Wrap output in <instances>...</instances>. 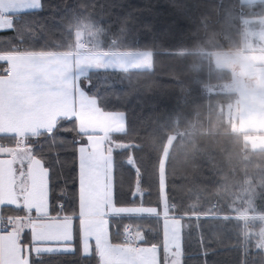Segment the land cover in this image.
<instances>
[{"label": "trees", "instance_id": "1", "mask_svg": "<svg viewBox=\"0 0 264 264\" xmlns=\"http://www.w3.org/2000/svg\"><path fill=\"white\" fill-rule=\"evenodd\" d=\"M255 4L240 0H42L40 10L39 0L38 7L11 14L10 26L0 31V51H14L17 43L27 50L71 49L75 40L68 26L73 21L67 11L69 7H75L76 11L81 7L84 15L92 16L95 23L102 25L105 36L114 39L120 49L150 50V67L89 70L82 77L81 85L96 98L102 109L123 112L124 130L110 133L115 140L128 143L115 149V204L158 205L156 166L160 145L171 131V125L162 124L167 120L171 122L176 115L166 113L159 119V114L165 112L184 90L192 95L188 106L199 111L204 100L216 95L215 92L206 94L201 85L208 80H217L213 69L218 76L225 74L228 77L227 70L219 71L208 62L205 67L192 71L190 66L188 68L190 54H193L191 48L205 51L229 48L231 42L234 45L237 11L244 12ZM179 45L184 47L182 55L174 50ZM210 67L213 69L208 72ZM193 75L198 77L197 81L192 79ZM205 105L212 106L207 102ZM201 115L197 114L194 122L201 121ZM208 117L213 129L198 131L195 143L181 147L176 145L180 139L177 135L166 153L163 168L164 193L174 205L172 212L177 213L182 223L180 264H264L263 249L254 246L259 219L264 220V216H236L237 212L225 208L227 203L243 207L240 197H235L236 193L240 195L241 172L264 175V149L248 146L242 138L247 130H232L221 121H215V116L208 114ZM156 122H161V130ZM79 136L83 134L77 130L73 117H59L50 130L23 136L24 142L31 146L32 154L44 165H50L53 154L61 152L60 165L53 168V182L62 180L64 183L53 188V192L64 195H53L50 212L56 210L61 200L66 203L59 208L60 213L75 214L77 211L75 193L71 191L75 178L72 171L75 157L71 150L72 141ZM15 138L0 134V141L11 142ZM128 155L134 158V165H139L140 171L135 175L132 168L121 163ZM220 175H225L226 183L223 180L222 189L225 193L231 192L229 195L218 194ZM249 180L253 184L252 191L257 194L253 200L254 208L239 213H264V176L254 174ZM135 184L143 191L141 199L136 195L130 199ZM252 228L255 232L250 231ZM126 229L139 232L140 243L155 245L159 264H162L159 216L120 214L110 217V241H121ZM73 235L74 253L60 256L29 253L28 264H97L93 247L89 253H81L77 224L73 225ZM26 240L27 230H24L21 242ZM41 256L43 259L39 258Z\"/></svg>", "mask_w": 264, "mask_h": 264}, {"label": "crops", "instance_id": "2", "mask_svg": "<svg viewBox=\"0 0 264 264\" xmlns=\"http://www.w3.org/2000/svg\"><path fill=\"white\" fill-rule=\"evenodd\" d=\"M240 1L261 6L260 15L254 21L261 25L264 34V0ZM38 5L39 0H0V28L10 26L13 12ZM246 40H249L246 45L235 48L238 64L234 59L227 66L230 71L235 67L234 74L240 76L233 78L235 114H240L239 130L264 131V116L258 115L264 114V45L255 43L251 33ZM78 41L67 51L27 50L19 48L20 43L14 51H0V68L8 67L6 72L0 70V134L17 137L11 142L0 141V264H28L29 253L69 247L75 224L79 229L81 253H89L93 247L97 264H159L156 246L140 243L139 232L133 233L138 243L136 249L125 240L110 241V217L120 214L159 216L162 264H180V220L170 208L162 209L164 199L159 206L118 205L109 197L107 202L86 200L75 214H62L58 208L49 211L42 162L32 154L23 136L50 130L59 117L75 116L76 128L84 135L82 144H89L97 153L110 155V150L120 148V142L110 144L106 135L125 128L122 111L99 108L95 98L82 87V77L95 69L82 66L83 54L92 51L77 50ZM236 216H264V213ZM24 230H27V240L22 243ZM171 254H176L175 260Z\"/></svg>", "mask_w": 264, "mask_h": 264}, {"label": "rangeland", "instance_id": "3", "mask_svg": "<svg viewBox=\"0 0 264 264\" xmlns=\"http://www.w3.org/2000/svg\"><path fill=\"white\" fill-rule=\"evenodd\" d=\"M260 7L261 6L250 7L244 12L241 10L237 11V16H236L237 23L235 26L237 37L234 41V45H233V42H231V47L220 48V49L211 48L205 51L197 50L196 48H191L193 50V54H190L191 61L188 64V68L191 67L192 71H194L196 68L198 70L199 67L200 68L205 67L208 64V62L211 64L212 67L217 68L219 71H221L222 69L227 70L228 77L225 74H220L218 76L212 67L208 69V72L213 69L214 76L215 78H217V80L215 81L208 80L207 83L202 84L201 87L206 94L215 92L216 95H212V97H209L206 100H204L201 105V110L199 111L196 107L194 108V106L193 107L188 106L192 102V95L185 93V90H184L183 92L180 93V96L177 99H175L174 103L168 105L165 112H163L162 114H159V119H162L164 114L166 113L176 114L171 119V122L170 120H167V121H164L162 124L163 126L171 125L170 126L171 131L163 139L162 144L160 145L161 147H160V152H159V158H158V162L156 166L157 174H158L157 175L158 203L160 204L162 199H164L163 201L164 205L162 206L163 210H166V209L168 210L169 208L171 212L174 210V205L172 204L171 201L167 199L164 193L163 168H164L166 153L168 149L172 146V143H174L176 136L180 135V139L177 140V143H176L178 147H181L183 144L190 143V142L195 143L194 139L198 131L202 132L205 129L207 130L213 129L212 121H210L208 114L211 115L212 117L215 116L216 118L215 121H221L222 123L226 124L230 129L239 130L238 126H239V118H240L239 115L240 114H235L236 112V103H235L236 81L233 80V78L239 79L240 76L238 74L236 76L233 72V70H235V67H234L235 65L233 66L234 68H232L231 71L228 69L229 67L228 65H230L234 59H235L236 64H238V59H236L237 55L235 53L237 49L235 48H238L239 46H243L247 44L249 40H246V36L249 33L253 35L254 40L256 41L255 43L264 45V42H263L264 34H263L262 29L260 28L261 25L254 21V19L260 15L258 14L259 12L258 9L261 10ZM78 9L79 10L76 11L75 7L67 8V11L69 12V17L73 19V21H71L72 23L68 24V26L71 27L70 28L72 31L71 34L72 36H74V40L78 39L80 41V43L78 44L77 50L88 49L92 51V53L90 54H83L82 66H84L85 69L91 68V69L101 71L104 69V67H108L110 69L114 67H120L117 69H121V70L147 68L146 66L150 67V63H151V51L150 50L138 49V48L120 49L114 39L105 36L102 30L101 24L95 23V20L93 19V17L88 15V13L84 15L80 11L81 7H79ZM180 46L181 45L175 47L174 50L177 54L182 55L185 51H183L184 47L181 46L182 48H180ZM61 51H67V50H61ZM117 51H119L120 53H115ZM195 51L197 52L195 53ZM103 52H108V54L103 53ZM188 53H191V52H188ZM80 60H81V57H80ZM192 79L197 81L198 77L196 75H193ZM92 97L95 98L94 96ZM219 98L221 99L220 102L217 101V99ZM205 102H207V105L210 104L212 106H206ZM96 104H97V101H96ZM185 105H187L188 107H184ZM97 106L102 109V107H100L98 104ZM197 114H202L200 117L201 121L194 122L195 120L194 117H196ZM258 115L264 116V114H258ZM70 117H73L75 119V125H76L75 116H70ZM156 124L158 125L157 128H160L161 130L162 128L161 122L160 123L156 122ZM208 124H210V127L205 128ZM242 138L248 144V146L251 147L252 149H257V148L264 149V131L262 130L255 131V129L247 130L242 136ZM76 140H80L81 143L84 142V135L81 137L79 136ZM106 141L110 144L114 141L120 142L119 143L120 148L128 145L127 142L115 140L114 138L110 136V134L106 135ZM127 159H132V156L128 155ZM254 174L257 177L264 176V175H259L257 172H254L250 175L248 173L249 176L247 175V173L244 174L243 172H241L240 180L241 181L243 180V181L241 182L240 195L236 193L235 197L236 198L240 197V199L242 200L243 207H238L239 205L237 204L233 205L231 203H227L225 207L230 212H237L235 215L240 214L239 212H242V211L246 212L248 209L254 208L253 200H255V198L257 197V194L254 190L252 191L251 188H253V184L249 180L250 176ZM219 178H221L220 179L221 182H220V188H219L218 194H220V196L223 194L229 195L231 192L225 193L226 190H224V188L222 189L223 180L226 183L225 175L223 176L220 175ZM142 192L143 191L139 188L137 184L133 185V189L131 192L133 196L136 195L138 199H141ZM159 204L156 206H159ZM244 221L245 220H243V222ZM259 223L260 225L258 226V229H257V235L255 238L254 246H258L262 248L264 251V220L259 219ZM179 224H180V247H181V225L182 223L180 222ZM250 231L255 232V229L252 228ZM132 233L135 234L136 232L132 231ZM245 233L247 232L245 231ZM175 257H176V254H171V259L175 260L176 259Z\"/></svg>", "mask_w": 264, "mask_h": 264}, {"label": "snow or ice", "instance_id": "4", "mask_svg": "<svg viewBox=\"0 0 264 264\" xmlns=\"http://www.w3.org/2000/svg\"><path fill=\"white\" fill-rule=\"evenodd\" d=\"M42 10V0L41 9ZM6 29L0 28V31ZM11 30V29H7ZM72 154L75 157V163L73 164L72 171L75 173V178L72 182L71 191L75 193V203L77 209L86 200L102 199L107 202L108 198H111V202L115 204L116 201V155L117 150H110V155L105 154L102 151L97 153L91 149V146L86 143H81L80 140L72 141ZM61 152L53 154L54 158L50 165L42 164V177L46 190V196L49 204L53 203V195H59L63 197L64 193H54L53 188L57 187L58 184L64 183L62 180L53 182V168L60 165L59 157ZM132 168L133 174L139 172V165H134L133 159H125L121 162ZM57 175H62L58 173ZM69 188V186H67ZM130 199L135 198L132 193L129 194ZM66 203L65 200H61L57 203V208H62ZM69 247L59 250H46L45 255L48 256H60L69 255L75 252V236L70 238ZM43 259V256L39 257Z\"/></svg>", "mask_w": 264, "mask_h": 264}, {"label": "built area", "instance_id": "5", "mask_svg": "<svg viewBox=\"0 0 264 264\" xmlns=\"http://www.w3.org/2000/svg\"><path fill=\"white\" fill-rule=\"evenodd\" d=\"M17 46H18L19 48L22 47L21 44H17ZM0 70L3 71V72H5V71L8 70V67H7V66H3V67L0 68ZM121 239L127 241L128 243H130V244L132 245V248H134V249L138 248V243H137V241H136L135 236H134L133 233H132L131 231H129L128 229H126V230L122 233V235H121Z\"/></svg>", "mask_w": 264, "mask_h": 264}]
</instances>
